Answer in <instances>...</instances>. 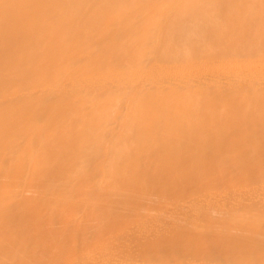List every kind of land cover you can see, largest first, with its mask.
<instances>
[{
  "label": "bare ground",
  "instance_id": "6f19581e",
  "mask_svg": "<svg viewBox=\"0 0 264 264\" xmlns=\"http://www.w3.org/2000/svg\"><path fill=\"white\" fill-rule=\"evenodd\" d=\"M0 264H264V0H0Z\"/></svg>",
  "mask_w": 264,
  "mask_h": 264
}]
</instances>
